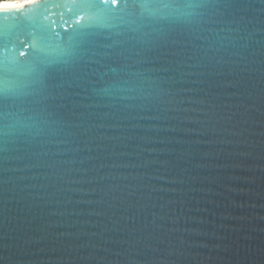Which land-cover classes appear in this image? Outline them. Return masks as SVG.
<instances>
[{
  "label": "water",
  "instance_id": "obj_1",
  "mask_svg": "<svg viewBox=\"0 0 264 264\" xmlns=\"http://www.w3.org/2000/svg\"><path fill=\"white\" fill-rule=\"evenodd\" d=\"M173 3L0 9V264H264V0Z\"/></svg>",
  "mask_w": 264,
  "mask_h": 264
},
{
  "label": "snow or ice",
  "instance_id": "obj_2",
  "mask_svg": "<svg viewBox=\"0 0 264 264\" xmlns=\"http://www.w3.org/2000/svg\"><path fill=\"white\" fill-rule=\"evenodd\" d=\"M42 2L43 0H32V3L35 5L32 11L37 12ZM117 4L118 0H71L72 7L77 9L79 13H82V15H78L76 23L79 24L80 20L85 19V17L90 22L82 25L81 29L77 31L81 32L86 28L105 25L109 23V18L113 22L116 20L124 22V17L119 15ZM119 4L124 8H138L141 10V16H147L149 19H164L167 15H165V10L174 7L173 0H119ZM20 11V9H17V13H20ZM23 13L24 18L27 19V9H24ZM70 39H74V37H70ZM74 47V44L71 45L70 50L63 51L62 54L71 57L73 55V50L71 49ZM7 75L6 71L0 70V96L7 95L8 90L4 87Z\"/></svg>",
  "mask_w": 264,
  "mask_h": 264
},
{
  "label": "bare ground",
  "instance_id": "obj_3",
  "mask_svg": "<svg viewBox=\"0 0 264 264\" xmlns=\"http://www.w3.org/2000/svg\"><path fill=\"white\" fill-rule=\"evenodd\" d=\"M32 0L1 1L0 9H17L29 5Z\"/></svg>",
  "mask_w": 264,
  "mask_h": 264
},
{
  "label": "trees",
  "instance_id": "obj_4",
  "mask_svg": "<svg viewBox=\"0 0 264 264\" xmlns=\"http://www.w3.org/2000/svg\"><path fill=\"white\" fill-rule=\"evenodd\" d=\"M1 1H12V0H0V2H1Z\"/></svg>",
  "mask_w": 264,
  "mask_h": 264
},
{
  "label": "rangeland",
  "instance_id": "obj_5",
  "mask_svg": "<svg viewBox=\"0 0 264 264\" xmlns=\"http://www.w3.org/2000/svg\"><path fill=\"white\" fill-rule=\"evenodd\" d=\"M14 1H17V0H14Z\"/></svg>",
  "mask_w": 264,
  "mask_h": 264
}]
</instances>
